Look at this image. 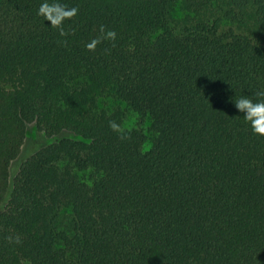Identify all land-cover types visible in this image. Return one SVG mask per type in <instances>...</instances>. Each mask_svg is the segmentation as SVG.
Wrapping results in <instances>:
<instances>
[{"label": "trees", "instance_id": "obj_1", "mask_svg": "<svg viewBox=\"0 0 264 264\" xmlns=\"http://www.w3.org/2000/svg\"><path fill=\"white\" fill-rule=\"evenodd\" d=\"M258 91L264 0H0V264H264Z\"/></svg>", "mask_w": 264, "mask_h": 264}, {"label": "rangeland", "instance_id": "obj_2", "mask_svg": "<svg viewBox=\"0 0 264 264\" xmlns=\"http://www.w3.org/2000/svg\"><path fill=\"white\" fill-rule=\"evenodd\" d=\"M98 106L101 110L111 112L117 107L124 108V104H122L120 101L108 96L104 98H100L98 100ZM137 123V117L133 113L128 114V118L126 120L125 126L126 127H135ZM148 126V122L145 123L144 128ZM63 138H74V136L68 132L60 133L57 136L53 137H46L42 132L38 131L35 124H29L27 126L26 131V138L21 150V154L18 157L17 160H15L12 163L11 166V172L12 176L16 174L18 171L20 165L24 162V160L29 157L31 154H33L35 151L40 149L41 147H44L48 144H53ZM59 219L63 223H67L69 220V215L67 211H62L59 214Z\"/></svg>", "mask_w": 264, "mask_h": 264}, {"label": "clouds", "instance_id": "obj_3", "mask_svg": "<svg viewBox=\"0 0 264 264\" xmlns=\"http://www.w3.org/2000/svg\"><path fill=\"white\" fill-rule=\"evenodd\" d=\"M109 35L115 36V33ZM258 97H264V91H258L256 93ZM234 105L236 109L243 114L244 118L250 121L252 127L256 129L258 124L264 125V100L254 101L248 96H241L235 100ZM111 127H116L114 124Z\"/></svg>", "mask_w": 264, "mask_h": 264}]
</instances>
